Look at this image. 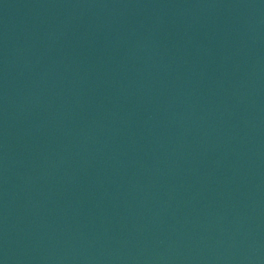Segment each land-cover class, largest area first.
Masks as SVG:
<instances>
[{
	"label": "water",
	"instance_id": "95a60500",
	"mask_svg": "<svg viewBox=\"0 0 264 264\" xmlns=\"http://www.w3.org/2000/svg\"><path fill=\"white\" fill-rule=\"evenodd\" d=\"M0 264H264V0H0Z\"/></svg>",
	"mask_w": 264,
	"mask_h": 264
}]
</instances>
